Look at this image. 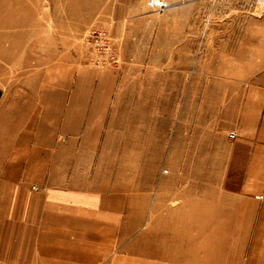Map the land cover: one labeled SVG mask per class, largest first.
<instances>
[{
  "label": "crops",
  "instance_id": "1",
  "mask_svg": "<svg viewBox=\"0 0 264 264\" xmlns=\"http://www.w3.org/2000/svg\"><path fill=\"white\" fill-rule=\"evenodd\" d=\"M263 49L208 74L205 99L197 85L189 120L177 123V156H189L177 159V195L167 197L177 203V244L144 226L167 202L156 164H135L132 148L122 181L117 166L87 158L96 144L85 141L98 136L80 131L82 117L77 137L59 142L60 101L51 99L59 110L39 122L37 99L1 93L0 264H264ZM117 102L132 124L120 138L150 140L134 128L149 104Z\"/></svg>",
  "mask_w": 264,
  "mask_h": 264
},
{
  "label": "rangeland",
  "instance_id": "2",
  "mask_svg": "<svg viewBox=\"0 0 264 264\" xmlns=\"http://www.w3.org/2000/svg\"><path fill=\"white\" fill-rule=\"evenodd\" d=\"M154 1L164 5L151 6L150 0H0V94L37 99L39 122L46 111L59 110L49 101H60L57 141L77 137L73 127L82 117L80 131L98 136L85 141L96 144L87 156L91 164L117 166L112 174L124 181L127 155L134 148L135 164H156L152 175L163 180L166 198H171L177 195V159L189 162V156H177V123L189 120L191 95L201 94L197 85L202 84L205 99L208 74L237 68L243 55L264 47V0ZM71 99L83 104L71 107ZM132 100L149 104L144 111L150 116L134 128L144 129L150 140L120 138L132 124L125 104L116 101ZM146 147L150 156L141 155ZM170 198L162 206L163 216L144 226L153 227L165 243L177 244V203Z\"/></svg>",
  "mask_w": 264,
  "mask_h": 264
},
{
  "label": "built area",
  "instance_id": "3",
  "mask_svg": "<svg viewBox=\"0 0 264 264\" xmlns=\"http://www.w3.org/2000/svg\"><path fill=\"white\" fill-rule=\"evenodd\" d=\"M149 4L151 6H161V5H164L163 3L160 4L158 2H155L154 0H150ZM229 135L233 136L234 135V132L233 131L229 132Z\"/></svg>",
  "mask_w": 264,
  "mask_h": 264
}]
</instances>
